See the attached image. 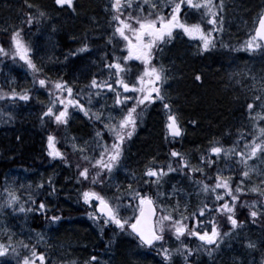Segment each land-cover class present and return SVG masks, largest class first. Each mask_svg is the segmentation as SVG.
I'll return each instance as SVG.
<instances>
[{
	"label": "trees",
	"instance_id": "16d2710c",
	"mask_svg": "<svg viewBox=\"0 0 264 264\" xmlns=\"http://www.w3.org/2000/svg\"><path fill=\"white\" fill-rule=\"evenodd\" d=\"M82 1L83 0H73V6L69 7L67 5L57 6L54 0H51L56 13L55 17L58 19L54 24H58L62 28V32L58 33L57 28L53 31L55 35L54 41L59 42V44H69V46L83 45L85 42L90 44L89 38L87 37L88 33H86L87 28H85V26L77 30L76 26H73L69 20L64 22L62 19L69 17L68 15H81L83 12L84 15L91 14L94 10L96 13L98 5L104 4L105 1L108 12L105 13V18L102 17L100 28L103 27V30H106L107 34L105 38L102 39L101 43L105 47L104 52L109 54L112 59V54L114 53L115 55V48L117 45L115 42L116 40L118 41L120 37L116 36L113 32L115 25L112 17L116 13L110 6V0H94V3L91 0L85 3ZM214 2L218 3L219 1L214 0ZM166 3H168V1H165V4ZM41 8L40 6L39 10L36 7L30 8L26 4L17 3V0H0V19H3L7 25L6 28H4L5 30H1L0 44H3L5 48H9L8 41L10 34L14 31V26L17 25L23 28L24 39L29 45L32 42L31 38H34V36L31 37L32 32L38 35V39L39 33L36 31L40 30L42 27L44 28L47 23H52L53 19L52 21H48L50 17L46 15L42 16L39 22L34 21V26L32 27L21 25V21L25 19L24 13L26 12H30L33 16H39L40 12L45 13ZM148 11L149 8L147 5H144L143 13H147ZM162 11H164L165 14L167 13V9H163ZM263 11L264 0H225L222 13L224 16L223 30L218 34L220 39L217 41L215 47L200 51L198 38L188 37L177 29L174 30L173 38L170 41L161 42L153 49L154 54L159 50L167 49L176 35L181 34H183L188 41L195 39L196 42L194 47L192 46V48L187 49L190 51L189 54L194 55L195 60L190 61L192 63L187 65L184 82L181 84L180 78H176L177 71L174 70L173 63H171V70H169L167 74L165 73L167 79L160 85L162 94L165 95L166 99L163 102L156 101L146 108H143L142 115L138 117L137 127L133 135L125 141L123 155L119 164L113 169V176H120L118 169L121 165L126 166V163L135 159L140 161L144 169L148 166L166 167V165L171 162L172 167L176 170L168 172L158 184H153V189H158L161 193H169L172 191L173 187L177 188L178 191L186 189L197 201H203L205 198L209 200L208 195L197 194V192L194 191V180L198 179L209 185L214 184V174L220 166L221 156L217 157L212 154L211 158L216 161V163L211 166L201 164L199 157L208 153V145L202 146L200 143L204 141L209 142L210 148L217 144L223 147L233 144L235 149L239 150L242 148L241 143L249 140L251 134L257 130L254 125H264L260 118H258V124H254L253 121L255 119L252 118L254 113L261 107H264V49L258 48L253 51H248L247 48L243 46L248 36L253 32L256 22ZM16 13H19V16H22L23 20H17L19 16L16 18ZM120 14L122 16H127L128 12L124 10ZM132 15H137L134 7ZM181 16L185 18L186 13L182 12ZM199 19L196 17H188L189 22H193V20L202 21V25L205 29L210 27L206 20ZM235 26L238 27L241 33H237L233 36L231 35V29ZM33 27H36L35 31ZM91 27L95 29V26ZM78 31H80V33H78ZM110 37L111 39H109ZM74 38H78V40H73ZM37 39L34 41L35 43H37ZM74 41L78 44H73ZM33 44L34 43H32V45ZM126 51L127 49H125V52ZM74 52L75 50L66 52L68 58L63 57V54H58L63 61V65H56V68H69L68 62L73 58L72 53ZM217 56L220 57L219 61L214 59ZM129 61L121 60L120 62L124 64L127 70L126 73H122V75L126 80L132 82L136 75L143 72V62L136 60L138 64L136 67L129 65ZM150 63L155 64L154 58H152ZM222 64L226 66L224 67ZM155 65L157 66L158 64ZM39 68L43 70L44 77L49 82L58 80L67 82L72 81V79L68 78V75L64 73H60L61 75L52 74L51 71H47L41 64ZM12 69H17V71ZM12 71H15L16 74L12 73ZM197 74L200 76L199 80L196 79ZM84 75L85 74H81L82 77ZM39 76L40 73L35 74L36 79H38ZM93 76L86 78V83L83 87L69 83L74 90V94H79L76 98L80 99L82 103L87 94L91 91L89 84ZM95 76L97 77V75ZM10 77L15 78V82L12 85L6 83L9 81ZM4 80L5 84L3 83ZM178 82H180L179 85L181 86L180 93H182V91H191L193 93L195 108L191 111H187V117L182 118L180 116L184 131L180 137L173 139L170 135H166L165 125L169 113L163 107V103H168L172 111L175 109L171 100V95L174 83ZM50 87L51 83L48 86L34 84L33 72L28 69L27 65L19 60V58H13L10 52L7 56H0V89L4 91L15 89L18 92L27 90L30 93V99L27 101L20 99L13 100L8 97L0 99V127L3 128L0 132H4L9 124H14L12 128H16L14 130L17 131L20 130V127L22 128V126L25 125V127L28 128L27 133L32 129H37L36 127H41L37 129L36 133L38 136L35 138L36 143H38L37 145H40L41 153L37 154L35 162H32L31 158L25 161V163L33 165L34 171L30 173H34L31 175L33 183L21 185L18 182L13 186L14 189H16V194L20 196V201L26 203L28 207L26 209H32V211L21 212L18 209V203L12 206L6 203L7 195L11 192V185L8 184V177L0 175V224L12 227L11 224L17 222L16 226L18 230L13 227L12 230L19 232L26 239V242L21 238L12 243L16 247V252L11 255L0 257V264H4L5 261L9 262V264H18V261L21 260L23 256L29 254V245L31 244L34 245L35 251L44 253V264H84V262L88 261L89 257L92 256L97 257L99 264H193L194 259L199 256H209L207 261H205L207 264H224L222 263L223 257L221 256L225 254L233 256L229 261L226 260L225 264H251L252 259H258V264H262L264 260V217L253 219L249 215L250 201H261L263 197L256 192L247 191L241 194L240 199L237 201L236 216L239 221L243 222L241 223V232H232L234 229L229 231L230 225L217 216L221 231L229 232V235L227 236L225 244L220 248L207 246V250L206 247L195 238H185L181 236L178 239L167 229L165 230L163 242L156 243L152 247H146L142 245L130 231L119 229L114 224L105 225L102 220L95 221L90 217L88 213L93 209L80 199L78 193L83 190V186L75 179L77 175L76 164L80 163L81 166H83V162L80 159L79 151H74L70 147V145L75 142V138L80 137L72 133L75 125L73 117L70 116L72 112L69 113L67 125L57 124L52 118L36 112L27 120L22 119L25 121L23 124H20L17 120L15 123L7 122L9 119H11V121L12 119L15 120V107L23 101L27 104L25 105L26 107H28V105H32V108L40 106L42 108L41 110L44 111L43 107L45 105L47 107L50 99L54 96V89L52 96L48 97L46 95ZM185 88L186 90H184ZM127 94L131 95L132 93L129 91ZM91 96H95L97 102L103 101L102 98L105 97L107 99L105 104L109 105V101H111V110L114 111L116 115L120 114L115 111L116 106L113 105L115 94L111 90L104 89L99 96L94 93ZM252 97H259L260 100L252 101L254 104V111L252 115L249 116L246 105L252 100ZM156 108L161 111L164 123H161L159 130L155 128L156 124H152L154 129L148 133L146 138L151 140L148 147L157 148L159 152L151 157L143 158L141 157L142 152L140 151L141 155L138 157L137 150H142V145L145 141L143 136H145L144 134L149 123L152 121L153 110ZM71 109L74 108L71 107ZM92 112H95V110L90 111V114ZM73 113H76L86 126L83 130L78 131V133L82 134V139L85 133H87L86 129L88 128L91 130V143H94V132L98 128H101L102 124L90 119L89 116L84 115L79 110ZM17 118L18 116L16 119ZM1 120H3V122H1ZM193 121H195V123H193ZM43 128L44 132L42 130ZM49 132L56 136L58 142L57 146L61 151L65 152L69 164H65L60 158H53L47 154L46 138ZM108 138V134L105 133L104 140H108ZM27 140L30 141L29 145L28 143L26 144V142L24 144L22 142H17L10 145L6 142L0 143L3 145V148L0 149V172L5 173V171H10L13 164L14 157L13 153L10 151V147L15 146L18 149L30 148L34 140L30 136L27 137ZM173 148L182 153L194 168H204L207 176L199 172H192L189 174L187 168H178V158L170 156V150ZM191 153L195 155L193 160L190 156ZM84 154L92 156L96 153L91 155L85 152ZM232 161L237 163V158L232 159ZM17 164H14L12 167ZM92 171L93 170L90 168V175ZM112 175L108 177L102 174L101 178L104 180V184L102 186H92L96 187V190L104 195H111L113 191L110 184ZM191 176L194 177L193 181L190 180ZM49 177L52 179V189L49 188ZM10 178L13 179L11 174ZM239 179V171H237L236 175L231 176L233 187H235ZM41 182H43L42 185ZM143 182L144 177L135 176L131 184L135 188L137 185H140V190L144 185ZM192 185H194V188H192ZM151 194L155 196L154 191ZM117 195L121 194L117 193ZM29 196H31L36 203L29 200ZM121 198L122 200H127L126 195H122ZM179 198L183 197H178V199ZM40 199H43L48 206L43 213L35 211ZM183 204L184 203H181L182 206ZM187 204L189 205V203ZM240 205H243V208L240 207V209ZM131 214V210L126 212L123 210L121 211L122 216H129ZM183 214H185V212H183ZM52 216H58L59 219L51 221L50 217ZM80 216L85 219L86 224L93 231L87 228L83 229L84 231L81 230L82 228L76 223V218ZM197 230H200L199 227H197ZM12 235V232L0 235V241L7 243L8 237ZM41 237H43V239H41ZM174 238L176 240H174ZM248 242H252L255 247H248ZM184 244H187L194 250L191 255H188L183 250ZM25 245H27V247H25ZM165 247L170 253V258L167 260L164 258L161 251L162 248ZM199 250L204 252L201 253ZM176 251H180L181 253L177 254ZM205 252L208 253L206 254ZM209 252H211V254H209ZM238 257L240 258L237 259ZM36 264H39L38 260ZM89 264H91V262H89Z\"/></svg>",
	"mask_w": 264,
	"mask_h": 264
},
{
	"label": "snow or ice",
	"instance_id": "6c2138e0",
	"mask_svg": "<svg viewBox=\"0 0 264 264\" xmlns=\"http://www.w3.org/2000/svg\"><path fill=\"white\" fill-rule=\"evenodd\" d=\"M54 2L57 6H73V0H54ZM157 4H160L159 8ZM110 6L116 13L112 17L115 25L113 32L116 36L122 38L121 42L124 48L127 49V55L116 57L114 53L112 54L110 62L103 65L109 73L108 79L98 80L94 75L89 84L91 91L85 98L90 103L93 93L99 96L102 90H111L115 94L113 105L116 106L115 111L119 112V115L111 110H104L103 105H100L101 111L90 114V110L85 107V104L76 98L79 94H74L72 86L67 81L49 82L45 79L43 70L37 68L36 63L33 61V49L25 41L21 26H14V31L11 32L8 41L9 48H5L3 44H0V56H7L10 52L13 58H19L23 61L34 74V84L48 86L51 83L49 94L52 96L54 89V96L50 99L42 115L52 118L57 124L67 125L68 110L71 106L89 116L90 119L102 124V127L94 132V143L91 146V151L96 153L95 155H85L84 153L88 151V148L84 145L76 143L70 145L72 150L79 151L80 159L83 162V166L80 163L76 164L77 175L75 179L83 186V190L78 193L80 199L93 209L88 213L90 217L95 221L102 220L105 225L114 224L119 229L130 231L138 237L142 245L152 246L155 243L163 242L165 230L167 229L178 239L181 236L198 238L206 247V250L207 246L218 247L220 241L229 233L221 231L217 216L230 225L229 231H231L243 223L236 216L237 201L240 199V195L252 191L264 196V189L257 187L248 189L244 186V178L249 175L247 170L248 160L257 157L258 153L264 155V127H258L257 132L252 135V139L245 141L243 151L237 152L235 147H223L217 144L208 149L207 154L199 157L201 164L211 166L216 163L211 158L212 154L217 157L221 155L227 157L229 154H234L238 163L243 165L245 170L239 172L240 179L236 182L235 187L231 183V175L235 174L232 170H228L230 174L225 177L220 174L224 169L218 168L214 174L215 183L211 185L198 179L194 180V191L197 194L211 193V199L202 202L201 206L188 216H185L182 211V207L183 210H186L188 204L185 202L182 206L179 199H176L174 205L168 207L157 203L161 198L177 196L178 190L175 187L166 196L157 189L155 196H153L148 191H140V185L133 188L131 184H128L125 188H121L119 184H114L111 185L112 194L104 195L92 185L102 186L104 184V180L101 178L102 174L111 177L113 169L119 164L123 155L125 141L133 135L137 127L138 117L142 115L143 108L156 101L163 102L166 99L165 95L162 94L160 85L167 79V76L164 74L163 67L158 68L155 64L150 63L154 55L153 49L161 42L170 41L173 38L174 30L177 29L188 37L198 38L200 51L215 47L220 39L218 34L223 30L224 0H219L218 3L214 0H168L166 4L162 3L161 0H156V3L148 4L149 11L147 13H143V4H137L135 6L137 15L135 16L132 15L134 6L131 0H110ZM28 7L31 8L33 5L29 4ZM162 9H167V13L165 14ZM124 10H127V16L120 14ZM182 12L186 13L185 18H182ZM196 12L201 13L200 18L206 20L210 27L205 29L197 20L188 21V17H194ZM24 16L25 19L21 21V25L32 27L34 21L39 22L40 17L45 16V13L40 12L39 16H33L30 12H26ZM243 46L248 51L258 48L264 49V14L259 16L258 26L248 36ZM88 48L89 45L85 42L76 51L80 52ZM133 57L143 62V72L136 75L132 82H129L122 75L127 70L120 61H128ZM36 73H40L38 79L35 78ZM196 79H200L199 74H197ZM129 91H131V95L127 94ZM5 97L27 101L30 99V93L27 90L18 92L15 89L9 91L0 89V99ZM259 100V97H252V100L247 103L249 116L254 111L252 101ZM163 107L169 113L165 125L166 135H170L173 139L180 137L184 131L180 116L171 110L168 103H163ZM257 117L264 123V114L257 113ZM105 133L108 134V140H104ZM46 139L47 154L53 158H60L65 164H69L65 152L57 146L56 136L49 132ZM170 156L178 158L177 167L187 168L189 174L199 172L207 176L204 168H194L189 160L175 148L170 150ZM90 168L93 170L91 175ZM175 170L171 162L166 167H146L143 173V176L147 178L144 179V187L151 188L153 184H158L168 172ZM48 183L49 188L52 189L51 177H49ZM42 184L43 182H41ZM117 193L121 195H117ZM122 195H126L127 200H122ZM18 200H20V196L15 192H9L6 203L12 206ZM29 200L36 203L31 196H29ZM255 205H257V201H251L250 217L253 219L264 217V202L259 204V210L254 207ZM47 207L44 200L40 199L35 211L43 213ZM157 208L159 209L158 213ZM122 210L125 212L131 210L132 214L122 216ZM19 211H32V209H25L21 205ZM58 219V216L50 217L51 221ZM188 221H191V224ZM197 227L200 230H197ZM248 247H255V245L248 242ZM183 250L188 255H191L194 251L187 244L183 245ZM161 251L166 260L170 258L169 250L166 247L162 248ZM15 252L16 247L12 244L11 237H9L7 243L0 241V257ZM37 260L39 264H44L45 255L43 252H37L33 249L28 255L23 256L18 264H36ZM89 262L99 264L95 256L89 257V260L85 261L84 264H89ZM4 264H9V262L5 261Z\"/></svg>",
	"mask_w": 264,
	"mask_h": 264
},
{
	"label": "bare ground",
	"instance_id": "6f19581e",
	"mask_svg": "<svg viewBox=\"0 0 264 264\" xmlns=\"http://www.w3.org/2000/svg\"><path fill=\"white\" fill-rule=\"evenodd\" d=\"M87 1L88 0H83L82 2L85 3ZM91 1L94 3V0H91ZM162 1L163 0H161V2ZM166 1H168V0H166ZM17 3H22V4H26V5L31 4V5H33V7H36L38 10H39V6H40V7H42L41 9H43L45 11V15L50 17L48 21H52V19H53L52 23L49 22L45 25L44 28L42 27V28H40V30L36 31L39 33L38 39H37L38 35L37 34L35 35V32H32V35H31V37L34 36V38L32 39L30 37L32 40L30 46L33 49V53H34L32 58H33V61L36 63L38 68L40 67V64H41L42 66L45 67V69L47 71L50 72L51 68L53 67L51 57L58 56V54H62L64 52H68V51H72V50H75V52H74L75 55H73V53H72V56H74V57H76V55H79V54L84 55V54L89 53L95 59H97L99 62H101V58H103V61H110L111 60V56L109 54H107L106 52H104L105 47L101 43L102 39L105 38V35L107 34L106 30L105 31L103 30V27L100 28L101 24H102V17L105 18L106 17L105 13L108 12V9L106 7L107 4L105 1H104V4H102L103 6L101 4L98 5V10L96 13L94 10L91 14L84 15V12H83V13H81V15L80 14L68 15L69 17L65 16L66 18L62 19L64 22L69 20V22L73 26H76L77 30H78V28H81L82 26H85V28H87L86 33H88L87 37L89 38V42H90V44H88L89 48L85 49L84 51H80V52H77L76 50L78 48L82 47L81 44L69 46V44H62V43L59 44V42L54 41L55 35H54L53 31L56 30L55 28H57V31L59 33V32H62L61 31L62 28L58 24H54V22L58 19L55 17L56 13L54 11L51 0H17ZM149 3H152V2H148L145 5H147V7H148ZM163 3L165 4V1ZM159 6H160V4H157V7H159ZM19 15H20L19 13H16V18ZM197 16H201V13L196 12L194 17H197ZM17 20H19V21L23 20L22 16H19V18H17ZM6 26L7 25H6L5 21L3 19H0V33H1V30H5L4 28H6ZM41 26H42V24H41ZM91 26H95V29H92ZM58 27H60V28H58ZM33 28L35 31L36 27H33ZM9 30H12V29H9ZM78 33H80V31H78ZM237 33L240 34L241 31L238 29L237 26H235L231 29V35L234 36ZM179 36L182 37L181 35H176V37L174 38L171 45H169L167 49L165 48V49L159 50L157 53H155L153 55V58H154L155 64H158L157 66L159 68L163 67L164 74L165 73L167 74V72L169 70H171L170 69V68H172L171 63H173V68L175 71H177L176 72V78H180V82L182 84V82H184V80H185V70L187 68V65L192 63L190 61L195 60L194 55L189 54L185 49L190 48L189 43L194 42V44H196V42L190 41V40L188 41L187 38L183 37V39L187 41V43L184 45L182 42L178 41ZM36 39H37V43L34 42V41H36ZM73 40H78V38H74ZM32 43H34L35 45L34 44L32 45ZM73 44H78V43H76V41H74ZM63 57H65V56H63ZM214 59L219 61L220 57L217 56ZM129 60H128L130 62L129 65H133L136 67L138 66V64L136 62L137 59H135V57H133ZM99 66H100V64L98 65V63L92 64V67H90L88 69V71L85 73L84 78H82V76L76 71V69H74L73 71H70V72H68L65 69H58V68H56L55 70L60 71V73H64V74L68 75L73 81H75V83L77 82L76 86L83 87L84 84L86 83V78L93 76L99 72ZM222 66L225 67L226 65L222 64ZM95 67H97L96 72H94ZM12 70L17 71V69H12ZM15 71H12V73L16 74ZM60 73L58 75H61ZM180 82L174 83V88L172 90L171 100H172L173 106L175 108L173 111L176 112L182 118H185L188 116L187 111H191L192 109L195 108V103H194V96H193V93L191 91H188V92L182 91V93H180V88H181V86L179 85ZM184 90H186V88ZM48 93L49 92H47V94ZM41 109L42 108L40 106H37L35 108L34 107L31 108V110L26 111V107H24V110L19 113L18 118L27 120L35 112L38 114H42L46 109V105L43 107L44 111ZM71 116L73 117V119L75 121L74 131H72V133L75 136H80L78 138H75V142L79 143V145H84L86 148H88V151H86L87 153H90L91 155L94 154V152L91 151V146L93 145V143H91V134H90L91 130L87 128L86 129L87 133H85V135L83 136V139H82V134L78 133V131L83 130L86 126L84 125V122L79 118V116H77L76 113H73ZM152 117H153L152 121L149 123V126H148V128L144 134L145 136H143V138H145V141L142 145L143 146L142 150H137L138 151V157H139V155H141L140 151L142 152L141 157H143V158L151 157L153 155H156L159 152V149H157V148L148 147V145L151 143V140L147 139L146 137H147L148 133H150L154 129V127H152V124H156L155 128H158V130H159L161 123H164V119L162 118L161 111L157 108L153 110ZM36 128L40 129L41 127H36ZM14 129H16V128H14ZM20 129H21L20 131H22L20 134L14 133L17 135H14L11 130H6L5 132H0V143L6 142L8 145H10V144H15L17 142H22L23 144L26 142V144L28 143V145H29L30 141L27 140V137H29V136L31 138H33L34 141L30 145L31 147L27 148V149H25V148L18 149L15 146H11L10 151L13 153V157H14L12 166L14 164H17V163L18 164L14 167L11 166L10 171H5V173L0 172V175L3 177H8V180L10 179L9 181H11L13 179L14 180L17 179L19 184H28V183L32 184L33 181L31 180V178H32L31 175L34 173H32V174H30V173L34 171L33 165L32 164L29 165L28 163H25V161L31 158L32 162H35V158H36L37 154L41 153L40 145H37L38 143H36V141H35L36 136H38L36 133L37 129H32L28 133H27V131H25L24 128L20 127ZM42 130L44 132V128ZM85 142H87V143L85 144ZM200 145H202V146L208 145L207 146L208 149L210 148L209 142L204 141V142L200 143ZM37 146H39V147H37ZM2 148H3V145L0 144V149H2ZM190 156L194 157L195 155L193 153H191ZM221 163L224 164V161H221ZM118 170H119L120 176L116 177V176L112 175V181L110 184L114 185V184L118 183L121 186V188H125L128 184H131V183L129 181H127V178H124L122 176V172H124V171L130 172V174H132L134 177L135 176L144 177L143 173H144L145 169L142 167L140 161L135 159V160H132V161L126 163V166L121 165V167ZM11 173H12L11 176L13 179L10 178ZM144 179H147V178L144 177ZM132 187H133V185H132ZM133 188H135V187H133ZM140 191H148L149 193H152L154 191V193H155L156 190H154L153 187L145 188L143 185V187L140 189ZM179 192H186L187 193L186 194L187 198H185V196H179V197H183L185 199H188L187 201H188L189 205H188L186 210H183V212H185V214H184L185 216H188L190 213L194 212L198 206H201L200 204H202V202L208 201V199H206V198L203 201H201V200L197 201V199H195L192 196V194H190V192H187L184 190L183 191L180 190V191H178V193ZM166 194L167 193H165V196H166ZM160 201L162 204H164V205L166 204L167 206H172L175 204L174 197L169 198V200H160ZM256 201H257V203L261 202L258 200H256ZM21 205H23L25 209L28 208L26 203L18 200V209L20 208ZM250 205H251V201L249 203V207H250ZM240 207L243 208V205H240L239 208ZM254 207H256V206H254ZM182 209H183V207H182ZM76 223L80 228H82L81 229L82 231H84L83 229H85V228L89 229L90 231H93L86 224L85 219L81 216L76 218ZM188 223L190 224L191 221H188ZM1 225H4V224H1ZM11 225L14 229L18 230V227L16 226L17 222L12 223ZM3 234H5V233L0 232V235H3ZM18 235L23 237V235H20L17 232H14L12 236H18ZM23 239L26 242L25 237H23ZM174 240H176V239L174 238ZM182 244H183V242H182ZM33 249H34V245H32V244L29 245V251H31ZM199 252L203 253L204 251L199 250ZM176 253L179 254L181 252L176 251ZM205 253L207 254L208 252H205ZM208 257L209 256H199V257L194 259L193 264H207L205 261H207ZM221 257H223L222 263H224V264L226 263L225 262L226 260L229 261L230 259L233 258V256L228 255V254L222 255ZM174 261L176 262L175 259H174Z\"/></svg>",
	"mask_w": 264,
	"mask_h": 264
},
{
	"label": "rangeland",
	"instance_id": "374dc122",
	"mask_svg": "<svg viewBox=\"0 0 264 264\" xmlns=\"http://www.w3.org/2000/svg\"><path fill=\"white\" fill-rule=\"evenodd\" d=\"M164 1H166V0H163L162 1V3L164 2ZM225 1V0H224ZM148 2H152V3H155L156 2V0H131V3H132V5L134 6V8H135V6L137 5V4H143V6L146 4V3H148ZM83 27V26H82ZM182 37H178V41H180V42H182L184 45L187 43V41L186 40H184L183 39V37L185 38V36L184 35H181ZM87 39V38H86ZM121 39V38H120ZM116 40V48H115V56L116 57H123V56H125V55H127V51L125 52V48H124V46H123V43L121 42V40ZM189 46H190V48H192V46L194 47L195 46V44H194V42L193 43H189ZM188 53H190V51L189 50H187V49H185ZM63 54V56H65L66 58H68V56L66 55V52H64V53H62ZM70 58V57H69ZM107 59V58H106ZM51 60H52V63H53V67L51 68V73L52 74H59L60 73V71H56L55 69H56V65H59V66H61V65H63V61L60 59V57L59 56H53V57H51ZM108 60V59H107ZM123 61V60H122ZM108 62H110V61H103V58H101V62H99L97 59H95L92 55H90L89 53L88 54H79V55H76V57H74L73 56V58H71V60L68 62V65L70 66L69 68H66V67H64V69L65 70H67L68 72H70V71H73L74 69H76V71L81 75V74H85L87 71H88V69L90 68V67H92V64H94V63H98V65L100 64V66H99V72L98 73H96L95 75H97V77H98V80H101V79H103V80H105V79H107L108 78V76H109V73H108V71H106L105 70V68L103 67V65H105V64H107ZM96 68L97 67H95V71L94 72H96ZM67 73V72H66ZM83 77H85V75L83 76ZM82 77V78H83ZM14 78V77H13ZM12 77H10V79H9V81H7L6 83L8 84V85H12V84H14V82H15V78L13 79ZM68 78H70L69 76H68ZM71 81V80H70ZM73 81V80H72ZM73 82H75V81H73ZM3 83L5 84V80L3 81ZM38 92V91H37ZM47 92H49V91H47ZM47 94V93H46ZM48 96L50 95L49 93L47 94ZM50 97V96H49ZM109 97V96H108ZM103 99V101H100L99 102V104H98V102H97V98L94 96H91V102L89 103L87 100H86V98L83 100V104H85V107L86 108H88L90 111H93V110H95V112H97V111H101V108H100V105H103L104 106V110H111L112 109V102L111 101H109V105H106L105 104V102H106V98L105 97H103L102 98ZM82 103V102H81ZM25 105H27L24 101L23 102H21V103H19V104H17L16 105V107H15V113H14V119L15 120H13L12 119V121H11V119H9V120H7V122L8 123H12V122H16V120L20 123V124H23V123H25V121H23L22 119H19V118H17L16 119V117L19 115V113L20 112H22L23 110H24V107H26ZM31 108H32V105H28V107H26V111L27 110H31ZM73 110V112H75V111H77L78 109H71V106L69 107V113L71 112ZM112 111V110H111ZM114 112V111H113ZM257 113H260V114H264V107H261L256 113H254V115H252V118H254L255 120L253 121L254 122V124L255 123H257L258 124V117H257ZM1 122H3V120H1ZM98 123V122H97ZM105 123H107V121H105ZM14 125V124H13ZM13 125H8V127H6V129L4 130V132L6 131V130H11L12 132H13V134L14 133H21L22 131H20V130H14L13 128H12V126ZM96 125V124H95ZM255 127L257 128V130H258V127H264V125H261V126H257V125H255ZM22 128H24L25 129V131H27V127H25V125L24 126H22ZM1 129H3V128H1L0 127V130ZM98 129H100V128H98ZM257 130H255L254 131V133L253 134H251V137H250V139L249 140H251L252 139V135H254L256 132H257ZM76 143V142H75ZM244 143L245 142H242L241 143V146H242V148L241 149H239L240 151H243L244 150ZM76 144H78L79 145V143H76ZM225 147H235L233 144H229V145H226ZM236 150V149H235ZM237 151V150H236ZM230 157V159H229V157ZM226 158H228L229 160L227 161V159L225 158V156L224 157H222V160L224 161V164H222V163H220V166L218 167L219 169H224V171H222L220 174L222 175V176H225V177H227V176H229V171L228 170H232V172L233 173H235V174H233V175H231V176H234V175H236V172L237 171H239V172H241V171H244L245 170V167L243 166V165H240L239 163H238V160H237V163L236 162H233V161H231L232 159H236V157H234L235 155L234 154H229ZM192 158V160L194 159V157H191ZM217 168V169H218ZM247 170L249 171V175H248V177H246V178H244V186H246L248 189H251L252 187H257V188H262V189H264V155H260L259 153L257 154V157H252L251 159H249L248 160V162H247ZM11 175H12V173H11ZM122 176L124 177V178H127V180L130 182V183H132V181H134V179H135V177L132 175V174H130V172H127V171H124V172H122ZM193 179H194V177L193 176H191V178H190V180L191 181H193ZM190 181V182H191ZM16 183H18V181H17V179L16 180H11V181H9L8 180V184H10L11 185V192H15L16 193V189H14V184H16ZM192 183V182H191ZM116 184H118V183H116ZM21 185H23V184H21ZM192 188H194V185H192ZM175 189H177V188H175ZM187 191L186 189H181V191ZM165 194V193H164ZM186 192H179L178 193V195L177 196H173L174 197V200H175V202H176V199H178V197L179 196H185V198H187V196H186ZM202 195H211V193H208V194H202ZM160 200H169V198H161V199H159L158 201H157V203H159V204H162L161 203V201ZM179 200H180V202L181 203H188V199H184V198H179ZM262 202H264V196L262 197V200H261V202L260 203H262ZM18 203V201L17 202H15V204H17ZM168 203V202H167ZM260 203H257V205H255L256 206V208L259 210V204ZM14 204V205H15ZM165 206L166 207H168L166 204H165ZM183 210V209H182ZM241 228H242V225L241 226H239V227H237L236 229H234L232 232H238V233H240L241 231ZM0 232H3V233H7V234H9L10 232H12V233H14V232H17V231H14V230H12V227L11 226H8V225H1L0 224ZM17 233H19V232H17ZM20 234V233H19ZM21 235V234H20ZM23 239V237L22 236H11V240H12V243H14V242H16L17 240H19V239ZM8 239H9V237H8ZM8 239H7V241H8ZM226 242V237H224V239L222 240V242ZM220 245H222V244H220ZM240 257H238L237 259H239ZM259 263V261H258V259H252L251 260V264H258ZM264 263V260L262 261V264Z\"/></svg>",
	"mask_w": 264,
	"mask_h": 264
},
{
	"label": "water",
	"instance_id": "95a60500",
	"mask_svg": "<svg viewBox=\"0 0 264 264\" xmlns=\"http://www.w3.org/2000/svg\"><path fill=\"white\" fill-rule=\"evenodd\" d=\"M262 14H264V12H263ZM258 23H259V20H258V22H257V25H256V27L258 26ZM256 27H255V28H256ZM135 236H136V235H135ZM136 237H137V236H136ZM137 238H138V237H137ZM147 246H149V245H147Z\"/></svg>",
	"mask_w": 264,
	"mask_h": 264
}]
</instances>
